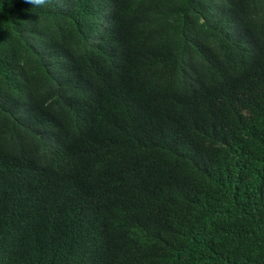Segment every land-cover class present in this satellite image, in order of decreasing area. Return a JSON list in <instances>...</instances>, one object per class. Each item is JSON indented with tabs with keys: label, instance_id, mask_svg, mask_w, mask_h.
<instances>
[{
	"label": "trees",
	"instance_id": "obj_1",
	"mask_svg": "<svg viewBox=\"0 0 264 264\" xmlns=\"http://www.w3.org/2000/svg\"><path fill=\"white\" fill-rule=\"evenodd\" d=\"M0 264H264V0H0Z\"/></svg>",
	"mask_w": 264,
	"mask_h": 264
},
{
	"label": "clouds",
	"instance_id": "obj_2",
	"mask_svg": "<svg viewBox=\"0 0 264 264\" xmlns=\"http://www.w3.org/2000/svg\"><path fill=\"white\" fill-rule=\"evenodd\" d=\"M25 2L31 5H42L46 0H25ZM105 21H111V18L109 16L105 17ZM110 29H113V27L108 26L107 31ZM80 79L86 92L84 101L91 107H96L97 98L94 94L95 90L93 87L87 85L81 76ZM61 104L59 100H55V102H42L35 98H32L27 104L26 110L28 112H32L35 106L38 105L54 113L51 119H49V115L43 117L40 113L31 118L30 124L36 126V130L28 142L24 156L21 159L17 158L20 169L16 168L22 174L21 179L23 181L28 177L26 183L28 185L30 183L36 184V173L30 164L32 161H35L40 168H47L49 166L52 168L69 167L73 163L71 159V148L69 143L61 135L60 120L57 116ZM41 146L45 147L46 150H39ZM24 166L27 169L24 170Z\"/></svg>",
	"mask_w": 264,
	"mask_h": 264
}]
</instances>
